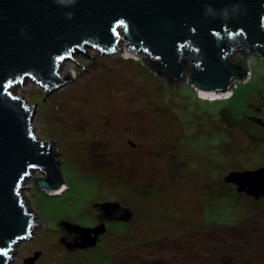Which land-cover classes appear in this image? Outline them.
<instances>
[{
	"label": "rangeland",
	"instance_id": "obj_1",
	"mask_svg": "<svg viewBox=\"0 0 264 264\" xmlns=\"http://www.w3.org/2000/svg\"><path fill=\"white\" fill-rule=\"evenodd\" d=\"M91 47L59 62L68 76L54 89L31 77L11 86L34 107V132L53 142L65 185L50 194L34 177L24 182L39 225L20 241L16 264L35 251L33 264H264V196L226 179L264 166V53L235 50L248 76L211 100L188 71L171 84L125 41ZM105 201L128 207L129 220H104ZM64 221H104L105 231L94 246L69 247L78 233Z\"/></svg>",
	"mask_w": 264,
	"mask_h": 264
},
{
	"label": "water",
	"instance_id": "obj_2",
	"mask_svg": "<svg viewBox=\"0 0 264 264\" xmlns=\"http://www.w3.org/2000/svg\"><path fill=\"white\" fill-rule=\"evenodd\" d=\"M150 61L148 68L199 94L231 93L233 80L248 69L232 62L235 50L264 53V0H0V264H16L20 241L39 222L25 203L24 182L34 177L45 192L64 186L60 161L50 139L34 132V107L11 86L31 77L42 91L68 76L62 58L84 44L111 51L117 42ZM58 68V69H57ZM41 170L40 176L34 171ZM226 179L239 191L264 196V166L231 171ZM104 220H129L131 211L117 201L100 204ZM78 239L67 246H94L105 231L62 222ZM35 251L24 259L33 264Z\"/></svg>",
	"mask_w": 264,
	"mask_h": 264
},
{
	"label": "bare ground",
	"instance_id": "obj_3",
	"mask_svg": "<svg viewBox=\"0 0 264 264\" xmlns=\"http://www.w3.org/2000/svg\"><path fill=\"white\" fill-rule=\"evenodd\" d=\"M85 45V44H84ZM83 45V46H84ZM126 46V45H125ZM73 53V52H72ZM123 55L125 57H131V56H136L137 54H135V52L133 50H131L130 48L126 47L124 49V51L122 52ZM137 57V56H136ZM63 64H61L59 67H62ZM231 94V93H230ZM230 94H227V95H223L221 93H215V94H206V93H203V92H200L199 95L201 98H209L211 100L213 99H219V98H224V97H228ZM65 189V185L60 189H54V190H50L48 193L50 194H58V193H61L63 190Z\"/></svg>",
	"mask_w": 264,
	"mask_h": 264
},
{
	"label": "trees",
	"instance_id": "obj_4",
	"mask_svg": "<svg viewBox=\"0 0 264 264\" xmlns=\"http://www.w3.org/2000/svg\"><path fill=\"white\" fill-rule=\"evenodd\" d=\"M146 61L149 63V65H150V61H148L147 59H146Z\"/></svg>",
	"mask_w": 264,
	"mask_h": 264
},
{
	"label": "flooded vegetation",
	"instance_id": "obj_5",
	"mask_svg": "<svg viewBox=\"0 0 264 264\" xmlns=\"http://www.w3.org/2000/svg\"><path fill=\"white\" fill-rule=\"evenodd\" d=\"M255 118H257V117H255ZM255 118H253V119L256 120ZM257 121H258V119H257Z\"/></svg>",
	"mask_w": 264,
	"mask_h": 264
}]
</instances>
